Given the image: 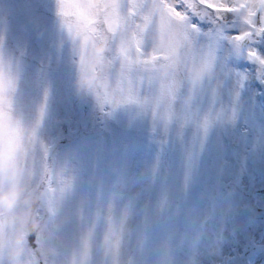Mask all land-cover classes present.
Here are the masks:
<instances>
[{
    "label": "snow or ice",
    "instance_id": "1",
    "mask_svg": "<svg viewBox=\"0 0 264 264\" xmlns=\"http://www.w3.org/2000/svg\"><path fill=\"white\" fill-rule=\"evenodd\" d=\"M0 161V264H264V0H0Z\"/></svg>",
    "mask_w": 264,
    "mask_h": 264
},
{
    "label": "rangeland",
    "instance_id": "2",
    "mask_svg": "<svg viewBox=\"0 0 264 264\" xmlns=\"http://www.w3.org/2000/svg\"><path fill=\"white\" fill-rule=\"evenodd\" d=\"M0 167H2V161H0ZM22 191V188L5 189L3 181H0V208L11 209L17 204ZM19 216L20 213H16V219H19ZM257 259L259 260V257Z\"/></svg>",
    "mask_w": 264,
    "mask_h": 264
}]
</instances>
